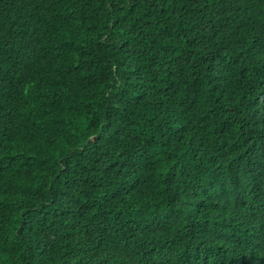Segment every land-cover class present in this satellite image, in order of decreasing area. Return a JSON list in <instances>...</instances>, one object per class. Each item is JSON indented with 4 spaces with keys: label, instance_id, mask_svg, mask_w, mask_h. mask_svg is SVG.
I'll use <instances>...</instances> for the list:
<instances>
[{
    "label": "trees",
    "instance_id": "trees-1",
    "mask_svg": "<svg viewBox=\"0 0 264 264\" xmlns=\"http://www.w3.org/2000/svg\"><path fill=\"white\" fill-rule=\"evenodd\" d=\"M0 264H264V0H0Z\"/></svg>",
    "mask_w": 264,
    "mask_h": 264
}]
</instances>
